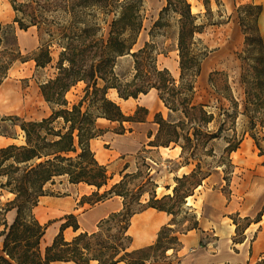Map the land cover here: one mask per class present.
<instances>
[{"label": "trees", "instance_id": "16d2710c", "mask_svg": "<svg viewBox=\"0 0 264 264\" xmlns=\"http://www.w3.org/2000/svg\"><path fill=\"white\" fill-rule=\"evenodd\" d=\"M10 3L15 12L12 22H0V83L15 60L25 61L17 46L14 24L21 30L41 23L47 27L49 37L41 41L29 57L36 67L44 68L52 62L51 47L56 46L59 51L55 75L38 85L50 113L35 119L18 115L0 118V121L10 120L12 126L18 125L24 139L21 144L12 142L0 147V177L5 178L0 185L14 194L13 199L0 206V264H50L52 261L172 264L166 259L167 251H176V245H180L179 237L173 234L176 231L173 226L184 199L192 194L181 192L180 187L194 189L201 185L214 167H226L232 172L230 153L237 150L245 133L252 139L257 154L263 157L264 165V40L256 24L261 6L254 5L253 32L246 34L243 50L246 54H254L251 71L241 76L243 109L239 111L238 101L231 99L229 108L220 107L214 114L194 100L195 81L206 56L199 47L201 40L197 33L203 31L205 23L198 21L199 15L191 11L188 0H166L153 24V28L162 27L166 25L165 15L173 13L176 16L177 78L167 67L157 64L158 52L153 41L147 40L141 47L134 48L142 29L143 0H28L22 3L10 0ZM24 5L30 8L28 12L23 9ZM45 12L56 15L47 18ZM205 18L207 23L218 22ZM7 34L11 35V42L6 41ZM125 55L132 59L128 74L116 70L117 60ZM80 81L84 82L82 95L71 102L66 93ZM109 89H115L117 96L124 100L155 89L158 99L168 109L167 118L161 112L154 113L157 130L148 142L151 148L143 146L137 151L141 165L136 170L126 171L129 167L126 162L120 178L112 183L108 165L99 162L91 148V141L104 132V128L97 126V119L117 122L115 132L123 133L131 131L133 123L146 121L150 112L146 106L137 104L131 113H125L107 95ZM239 114L246 122L240 135L236 132ZM211 123L213 128H210ZM227 131L232 132L230 137L224 134ZM0 135L17 137L15 132L2 130L1 125ZM151 136L149 132L148 137ZM220 137L225 139L226 145L215 159L210 142ZM171 143V146L180 147L181 165L194 162V166L189 172L174 177L173 195L158 197L157 183L150 174L146 153ZM138 178L139 182L134 184ZM63 180L72 185L82 183L92 187L90 194L82 195L81 204L93 205L119 196L122 206L101 218L93 231L78 230L77 216L67 213L60 218L62 223L51 242L42 246L47 223L39 221L34 208L39 197L47 194L48 184ZM147 207L165 211L170 220L161 226L152 244L131 248L132 236L128 233L131 218ZM13 209L15 216L9 222L6 214ZM263 211L264 204L254 219L244 216L241 238H233V244L243 241L245 229L252 222L261 221ZM192 217V224L181 233L198 227L196 215ZM232 221L237 231L240 225L235 217ZM68 227L75 232L70 239L64 236ZM234 264H264V255L254 262L246 260Z\"/></svg>", "mask_w": 264, "mask_h": 264}, {"label": "rangeland", "instance_id": "374dc122", "mask_svg": "<svg viewBox=\"0 0 264 264\" xmlns=\"http://www.w3.org/2000/svg\"><path fill=\"white\" fill-rule=\"evenodd\" d=\"M16 1L22 3L28 0ZM188 1L191 5V11L199 15L198 21L205 23L203 31L197 33V37L201 40L199 47H201L202 51L206 52V56L201 62V73L195 81L194 100L202 103L207 111L217 114L220 107L229 108L231 99H235L238 101V109L241 111L244 101V86L241 82V76L243 72L251 71L250 67L254 62L253 53L246 54L243 52L245 49L246 34L251 35L250 33L253 32V13L256 10L254 5H260L262 10L264 0ZM204 1H206V5ZM143 4L142 29L134 48L141 47L147 40L153 41L158 52L156 56L157 64L160 67H167L172 75L177 78L179 75V57L177 51L176 16L173 13L165 15L164 20L166 21V25L153 28L154 21L158 19L159 12L166 4V0H143ZM23 9L28 12L30 8L24 5ZM209 10L211 11L210 13ZM14 15L15 12L11 7L10 0H0V22L3 24L11 23ZM55 15L54 12L44 13V17L47 18ZM205 17L218 22L207 23ZM258 20L259 16L256 24L262 35ZM14 25L16 27L17 37H22L23 41H25L23 44L19 40L17 41V46L25 61L17 59L12 63L7 71L6 77L0 83V89L6 86L11 92L16 94L19 99V106L15 107L9 103H0V118L8 115H18L25 119H35L43 114L49 113L48 106L40 93L38 85L40 82L55 75V64L59 48L56 46L51 47L53 60L50 64L44 68L36 67L34 60L29 57L32 56V53L39 46L40 42L45 41L49 37L46 33L47 27L41 23L39 26H30L32 28L24 32L18 28L17 24ZM5 39L9 42L12 41L10 34L5 35ZM204 46L206 49L202 48ZM131 67L132 59L130 55H125L117 60V72L128 74ZM83 86L84 82L82 81L72 86L66 93L67 99L71 102L76 101L82 95ZM107 95L115 100L125 113H131L137 104L146 106L150 112V122L145 124L133 123L131 125V131H125L123 133L115 132V129L118 127L117 122H111L106 119H99L97 121V126L104 128V132L92 140L91 146L96 156L98 155L100 157H98V161L108 165L109 171L113 176L110 180V183H112L120 178L121 171L126 162L129 163L126 171L136 170L137 166L141 165V157L137 155V151L143 146L151 148L148 142L153 138L157 130V125L151 124L154 113L161 112L163 117L167 118L168 109L158 99L156 91H150L146 96L140 93L136 98L129 97L126 100L119 98L117 93H114L112 89L108 90ZM236 120V132L240 135L246 128L245 117L239 114ZM0 125L2 130L17 134L16 138L0 135V147L12 142L21 144V141L24 139L18 125L12 126L10 120H2L0 121ZM213 127L214 125L211 123L210 128ZM149 132H152V137L150 138L148 137ZM224 134L230 137L232 132L227 131ZM245 137L250 138L246 133L244 135ZM171 145L172 143L170 147ZM210 145H213L216 153L215 159H218L223 153L226 141L220 137L211 141ZM242 146L239 145V149L230 153V160L233 166L232 172L226 167H214L211 170L210 176L201 185L194 187V189L193 187H180L181 192H192V194L184 199L185 202L180 206L176 217V225L173 226L176 230L173 234L180 237L183 234L181 232L192 224L194 220L192 214H195L198 219L199 216H203V211L210 210L208 208L211 205L210 198L208 199L207 197L206 200L202 199L203 192L206 188L218 187L228 197L231 188L249 187L247 191L250 192V195L247 200L243 201L241 212H237L240 214L237 216L236 213H231L228 217L231 220L232 217H235L240 225L237 231H235L236 226L234 228L229 248L225 244V239L222 238L219 242L221 248L219 249L217 258L213 261L197 263L188 254L194 250H198L201 254H207L208 250L213 247L210 236L204 237L200 241V244L195 243L193 247H187L185 253L180 250L181 241L179 240L180 245H176L178 250L173 251L170 249L167 251L168 257L166 259L172 264H178L179 262H182L181 264H229L231 258H234L237 263L245 262L246 260L254 262L258 257L264 255V211L261 217L262 221L256 225L252 224L248 230V233L251 232L249 241L238 249L233 244V238H241L240 232L245 224L244 216H249L251 219H254L256 213L264 204V200L260 202L259 195V191L264 188V168L260 166L263 160H259L256 157L257 149L254 144L246 148H241ZM160 153L154 148L146 153V162L150 165V174L157 183L156 194L158 197L165 194L173 195V186L175 185L174 177L189 172L194 166V162L182 166V158L179 157V153L175 155L166 148H163ZM4 180L5 178L0 177V184ZM138 182L139 178L133 181L134 184ZM45 188L47 194L39 197L36 210H41L45 216V220L42 223H47V232H50L53 238L62 223L55 216L61 210H69V213H71L72 209H74L72 213L76 216L86 215L91 205L87 202L81 204L80 200L82 195L90 194L92 188L85 184H68L65 180L58 181L52 185L48 184ZM237 191L239 193L241 192L240 190ZM144 197H146V194L143 195ZM13 198L14 194L2 188L0 185V206H3ZM121 206L122 200L120 197L102 201L101 217L98 219L93 218V220H96L94 230L97 229L96 225L101 218L105 217L111 211L119 210ZM222 213L223 211L221 209L217 211L216 215L220 217ZM13 214L15 216L14 209ZM8 218L9 221L13 219L11 214H8ZM228 218L224 217V220L230 221ZM73 235L74 233L70 228L64 231L66 239H70ZM47 240L45 237L42 239V246L47 244ZM253 240H255L254 244L252 243ZM250 245H252L251 250ZM221 249H223L222 252Z\"/></svg>", "mask_w": 264, "mask_h": 264}, {"label": "crops", "instance_id": "0c3cea01", "mask_svg": "<svg viewBox=\"0 0 264 264\" xmlns=\"http://www.w3.org/2000/svg\"><path fill=\"white\" fill-rule=\"evenodd\" d=\"M30 28H32V27H29L27 30H22V31L26 32V31L30 30ZM18 40L21 44H23V42H25V41H23L22 37L21 38L17 37V41ZM48 109H49V113H50L49 106H48ZM48 114H43L38 118H41V117L46 116ZM99 119H101V118H98L97 121ZM148 122H150V114H149V117L146 121L139 122V123L145 124ZM151 124H156V123L154 121H152ZM151 128H153V127H151ZM240 145H243L241 148H246L250 145H253V141L251 138L248 139L245 137L241 141ZM163 148L168 149L169 152L174 153L175 155L180 153V147L177 145L171 146V147L170 146H168V147L160 146L157 148V152L159 154H161L160 152ZM239 148L240 147H238L237 149H239ZM256 157L259 160H263V157L259 156L258 154H256ZM260 166L262 168H264V165H262V162H261ZM80 184H82V183H80ZM87 186H89V185H87ZM89 187H91V186H89ZM234 188L235 189L231 188V192H230V195L228 197H226L225 194H223L218 187H210V189L206 188V190L203 192L202 199L206 200L207 197H208V199L210 198L211 205L208 206V208L210 210L209 211H203L204 212L203 216L202 215L199 216L197 228L188 230L186 233L181 234V236L179 237V240L181 241V249L180 250H181V252L185 253V249L187 247H193V245L195 243L200 244V241L203 240L204 237L210 236V238L212 239V242H213V247H211V249L208 250L207 254H201L198 250H194L193 252L188 254L191 256V259L195 260L197 263H204L207 261L215 260L217 258L218 253H219V249L221 248L219 246V242L221 241L222 238L225 239V244H227L228 248L230 246L231 236L234 233L235 224L233 223L231 218H228L229 214L241 212V209H242L241 206H243V201L247 200L248 196L250 195V192L247 191V189L249 187H234ZM237 190H240L241 194ZM259 195H260V202H263V200H264V188L259 191ZM116 197H119V196H112L107 200H112ZM221 209H222L223 213L219 217L216 214H217V211H220ZM73 211H74V209L71 210V212H73ZM69 212H70L69 210H66V211L61 210L56 216L55 215L54 216L59 218V220H60V217L63 216V214L69 213ZM8 214H11L12 218H13V216H14L13 210H9L6 214L7 220L9 221ZM77 217H78V222H79V229L78 230H87V231L94 230L96 220H93V218L98 219L101 217V201L91 205L89 210L86 212V215H83V216L79 215ZM224 217L230 219V221L224 220ZM80 219H83L84 221L81 223ZM169 220H170L169 214H167L165 211L157 210V209L152 208V207H147V208L143 209L142 211L135 213L131 218V223H130L129 228H128V233L132 236L131 248H139V247H143V246L152 244L156 240L157 233H158L159 229L161 228V226L168 223ZM261 221H259L257 223L252 222L245 229L243 241L234 244L237 249L240 248V246L245 245L249 241V238L251 236V232L248 233V230L250 229L251 225L252 224L256 225V224L260 223ZM68 228H70L71 231L75 234V232L72 230L71 227H68ZM68 228H66V229H68ZM259 231H261V230H259ZM51 240H52V238H51ZM51 240H47V244H49L51 242ZM254 242H255V240L252 241L253 244H254ZM222 250L223 249H221V252H222ZM181 263L182 262H179L178 264H181ZM50 264H75V263L72 261H52ZM92 264H96V262L93 261ZM115 264H125V262L124 261H118Z\"/></svg>", "mask_w": 264, "mask_h": 264}, {"label": "bare ground", "instance_id": "6f19581e", "mask_svg": "<svg viewBox=\"0 0 264 264\" xmlns=\"http://www.w3.org/2000/svg\"><path fill=\"white\" fill-rule=\"evenodd\" d=\"M259 25H260V28H261V31H262V36H263V40H264V4H263V9L261 10L260 14H259ZM174 70H175V67H174ZM112 91L114 93H116L115 89H112ZM150 91H155V89H151ZM149 91V92H150ZM144 96L147 95L146 94H142ZM0 103L2 104H10L11 106H19V99L17 98L16 94H14L13 92H11L6 86H3L1 89H0ZM101 119H104V118H101ZM97 123V122H96ZM24 140L21 141V143H23ZM92 142V141H91ZM92 148V146H91ZM96 156V154H95ZM98 155L96 156V158L98 159ZM100 158V157H99ZM37 207V206H36ZM36 207H35V214H36V217L39 219L40 222L44 221L45 220V216L43 215V213L41 212V210H36ZM84 220L83 219H80V222L82 223ZM48 229H46L45 231V234L43 237L47 238L48 240H51L52 238V234L50 232H47ZM234 263H237V261L234 259V258H231V262L230 264H234ZM241 263H244V262H241Z\"/></svg>", "mask_w": 264, "mask_h": 264}]
</instances>
